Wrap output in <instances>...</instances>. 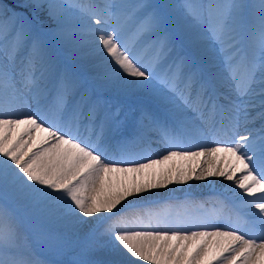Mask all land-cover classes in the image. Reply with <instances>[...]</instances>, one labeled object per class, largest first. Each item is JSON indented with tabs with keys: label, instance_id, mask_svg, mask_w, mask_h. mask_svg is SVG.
<instances>
[{
	"label": "snow or ice",
	"instance_id": "obj_1",
	"mask_svg": "<svg viewBox=\"0 0 264 264\" xmlns=\"http://www.w3.org/2000/svg\"><path fill=\"white\" fill-rule=\"evenodd\" d=\"M210 178L211 209L150 207ZM29 234L70 264H264V0H0V264H41Z\"/></svg>",
	"mask_w": 264,
	"mask_h": 264
},
{
	"label": "bare ground",
	"instance_id": "obj_2",
	"mask_svg": "<svg viewBox=\"0 0 264 264\" xmlns=\"http://www.w3.org/2000/svg\"><path fill=\"white\" fill-rule=\"evenodd\" d=\"M34 110V105L32 106ZM152 148L155 150L151 153L152 158H160L161 154H166L164 145L153 144ZM184 163L182 161H173L169 162L170 166L178 165ZM212 183L210 184L208 180L204 181H189L187 184H170L167 188L159 189L158 196L153 197L152 199L157 200L159 203L156 205H150L154 210L162 211V209L167 208V206L173 204H178L180 206L179 210H175L174 207L170 208L168 212L175 214L176 212H186L189 213V210L192 207L197 208L196 206L199 203H203L204 209H211L215 207L213 203V198L216 197H225L223 193L222 184H227V181H221L219 178H210ZM190 201L186 207H182L185 200ZM224 200V199H221ZM30 258L32 255L30 254ZM73 258H67L66 260L70 262Z\"/></svg>",
	"mask_w": 264,
	"mask_h": 264
},
{
	"label": "rangeland",
	"instance_id": "obj_3",
	"mask_svg": "<svg viewBox=\"0 0 264 264\" xmlns=\"http://www.w3.org/2000/svg\"><path fill=\"white\" fill-rule=\"evenodd\" d=\"M12 2H15V4L17 5L19 3V0H11ZM96 2H100V0H96ZM133 2H135V0H133ZM154 3H158L161 2V0H153ZM248 3L253 2V0H247ZM9 6V5H7ZM10 7V6H9ZM12 8V7H10ZM16 11H23L22 9H16ZM31 18V16H30ZM219 199H225V197H218ZM201 203H199L200 205ZM196 206L192 207L189 210L188 214H192V215H196L198 213H200L203 209H201L200 207ZM174 207L175 210H179L180 206L178 204H173L167 206V208L162 209V211H169L170 208ZM29 241L31 243V255L32 258H35L36 260L40 261L41 264H53V262L55 261H61L63 262V264H70V262H68L66 259L67 258H73V254L71 251L65 250V251H54L53 249L49 248L45 242L44 239H36L34 238L31 234H29Z\"/></svg>",
	"mask_w": 264,
	"mask_h": 264
},
{
	"label": "trees",
	"instance_id": "obj_4",
	"mask_svg": "<svg viewBox=\"0 0 264 264\" xmlns=\"http://www.w3.org/2000/svg\"><path fill=\"white\" fill-rule=\"evenodd\" d=\"M4 1L7 2L10 5H13L15 7V3L11 2L10 0H4ZM44 26H47V24H45Z\"/></svg>",
	"mask_w": 264,
	"mask_h": 264
}]
</instances>
